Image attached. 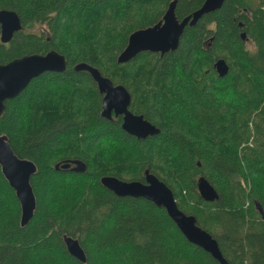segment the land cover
Listing matches in <instances>:
<instances>
[{
  "label": "trees",
  "instance_id": "obj_1",
  "mask_svg": "<svg viewBox=\"0 0 264 264\" xmlns=\"http://www.w3.org/2000/svg\"><path fill=\"white\" fill-rule=\"evenodd\" d=\"M171 1L0 0L22 25L0 41V64L50 50L67 60L64 72H44L5 101L0 134L36 165V207L21 226L19 202L0 170V264H219L184 238L164 208L100 183L104 175L144 182L146 169L230 264H264V216L256 208L264 214V0H225L184 28L176 50L117 63L129 35L158 22ZM203 1L176 0V17ZM219 58L229 65L222 77L213 67ZM80 62L124 85L129 109L158 133L137 138L122 130L120 116H102L95 82L73 70ZM70 160L85 170L55 169ZM199 175L217 200L200 198ZM65 235L78 240L84 262L66 251Z\"/></svg>",
  "mask_w": 264,
  "mask_h": 264
},
{
  "label": "water",
  "instance_id": "obj_2",
  "mask_svg": "<svg viewBox=\"0 0 264 264\" xmlns=\"http://www.w3.org/2000/svg\"><path fill=\"white\" fill-rule=\"evenodd\" d=\"M224 1L204 0L197 10L179 20L174 11L176 0H172L158 22L146 28L137 29L129 35L126 46L117 56V63H126L145 51L162 55L176 50L184 28L187 25L193 26L202 15L221 8ZM21 28V20L14 10L0 9L1 43H8L14 33ZM241 36H245V33H242ZM213 67L221 77L226 75L229 70V65L224 58L217 59ZM66 68L65 56L56 50H50L44 54H27L0 64V118L5 112V101L16 97L33 78L44 72L62 73ZM73 70L88 72L95 82L102 95V116L111 118L112 114L121 115L122 130L137 138L144 139L158 133V128L146 120L143 115L135 114L129 109L131 95L124 85L114 84L96 67L88 63L80 62L74 65ZM54 167L56 170L69 169L73 172H83L86 168L85 164L79 160L56 163ZM0 170L15 192L20 205V225L24 226L33 217L36 207L35 196L30 184L31 176L36 172V165L30 159L18 157L4 134H0ZM100 183L117 196L144 198L157 207L164 208L188 242L208 252L219 264H230L222 255L217 240L197 224L194 215L186 214L180 210L172 190L148 169L144 171V182L122 180L112 175H104L100 178ZM196 188L200 198L206 202H212L219 198L216 188L204 175H199L196 178ZM256 208L264 216L258 203ZM63 242L66 251L71 256L80 262L85 261V252L76 238L65 235Z\"/></svg>",
  "mask_w": 264,
  "mask_h": 264
},
{
  "label": "rangeland",
  "instance_id": "obj_3",
  "mask_svg": "<svg viewBox=\"0 0 264 264\" xmlns=\"http://www.w3.org/2000/svg\"><path fill=\"white\" fill-rule=\"evenodd\" d=\"M197 191V190H196ZM195 192V191H194ZM195 194H196V192H195ZM183 195H184V200H185V204H187V206H193V199H190V201H189V203H186V199H188L189 200V196L188 195H186L185 194V192H183Z\"/></svg>",
  "mask_w": 264,
  "mask_h": 264
},
{
  "label": "flooded vegetation",
  "instance_id": "obj_4",
  "mask_svg": "<svg viewBox=\"0 0 264 264\" xmlns=\"http://www.w3.org/2000/svg\"><path fill=\"white\" fill-rule=\"evenodd\" d=\"M243 33V32H242ZM241 36V35H240ZM243 39H245V36H241ZM118 116H120V118H121V122H122V116L121 115H117V116H115L114 114H112V117L111 118H109V119H113V118H116V117H118ZM73 165V164H72ZM71 165V166H72ZM69 170V169H68Z\"/></svg>",
  "mask_w": 264,
  "mask_h": 264
}]
</instances>
